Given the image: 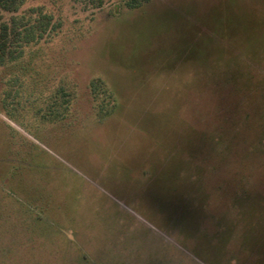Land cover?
<instances>
[{
    "label": "rangeland",
    "instance_id": "374dc122",
    "mask_svg": "<svg viewBox=\"0 0 264 264\" xmlns=\"http://www.w3.org/2000/svg\"><path fill=\"white\" fill-rule=\"evenodd\" d=\"M118 1L21 8L60 25L0 69V264H264V0ZM59 85L51 124L33 109Z\"/></svg>",
    "mask_w": 264,
    "mask_h": 264
},
{
    "label": "trees",
    "instance_id": "16d2710c",
    "mask_svg": "<svg viewBox=\"0 0 264 264\" xmlns=\"http://www.w3.org/2000/svg\"><path fill=\"white\" fill-rule=\"evenodd\" d=\"M26 1L28 0H0V69L20 64L24 54L31 53L34 47L52 39L59 28L60 24L54 21L53 15L44 12L41 7L21 10ZM151 1L122 0V2H117L116 7L123 6L127 10H137ZM90 2L95 8H101L106 0H90ZM108 3H112L111 0H108ZM238 16L241 17V15ZM148 62L147 59L140 60L141 65ZM22 75L26 77L24 72L20 70L8 74L7 81L3 82L5 88L1 93V98L21 96ZM89 92L95 105L96 120L99 124H103L117 114L120 109L118 98L109 90L101 78H94L90 81ZM37 98L41 99L42 97L37 96ZM17 99H14L12 104L18 101ZM43 102L44 105L33 109L34 112L37 114L39 111H41L40 114L44 113L41 118L48 123L63 122L70 115L72 94L69 90L67 91L65 86L59 85L50 96L43 99ZM32 216L35 222L41 219L38 214Z\"/></svg>",
    "mask_w": 264,
    "mask_h": 264
}]
</instances>
